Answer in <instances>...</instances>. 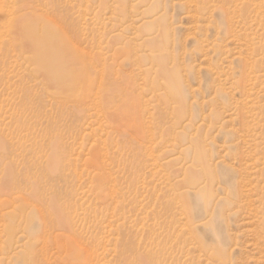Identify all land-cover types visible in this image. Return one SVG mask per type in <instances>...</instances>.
<instances>
[{
  "label": "rangeland",
  "instance_id": "rangeland-1",
  "mask_svg": "<svg viewBox=\"0 0 264 264\" xmlns=\"http://www.w3.org/2000/svg\"><path fill=\"white\" fill-rule=\"evenodd\" d=\"M0 264H264V0H0Z\"/></svg>",
  "mask_w": 264,
  "mask_h": 264
},
{
  "label": "bare ground",
  "instance_id": "bare-ground-1",
  "mask_svg": "<svg viewBox=\"0 0 264 264\" xmlns=\"http://www.w3.org/2000/svg\"><path fill=\"white\" fill-rule=\"evenodd\" d=\"M48 45V44H47ZM92 253V252H91ZM93 255V254H92ZM96 255V254H95ZM88 260V259H87ZM90 261V260H89ZM88 262V261H87Z\"/></svg>",
  "mask_w": 264,
  "mask_h": 264
}]
</instances>
